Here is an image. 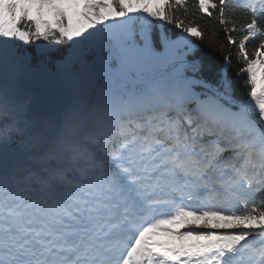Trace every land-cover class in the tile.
<instances>
[{"label":"snow or ice","instance_id":"1","mask_svg":"<svg viewBox=\"0 0 264 264\" xmlns=\"http://www.w3.org/2000/svg\"><path fill=\"white\" fill-rule=\"evenodd\" d=\"M0 264H264V0H0Z\"/></svg>","mask_w":264,"mask_h":264},{"label":"trees","instance_id":"2","mask_svg":"<svg viewBox=\"0 0 264 264\" xmlns=\"http://www.w3.org/2000/svg\"><path fill=\"white\" fill-rule=\"evenodd\" d=\"M200 54L203 55L205 59H212V60H215L216 62H219V58L215 56V54H213L210 50L204 49L203 47L201 48ZM236 93L239 98L241 99L246 98L245 92L239 82L236 84Z\"/></svg>","mask_w":264,"mask_h":264}]
</instances>
